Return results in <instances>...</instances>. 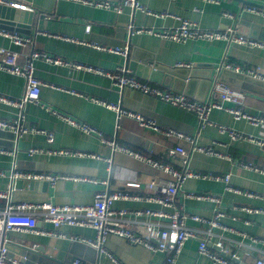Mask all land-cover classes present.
I'll return each instance as SVG.
<instances>
[{
	"label": "crops",
	"instance_id": "1",
	"mask_svg": "<svg viewBox=\"0 0 264 264\" xmlns=\"http://www.w3.org/2000/svg\"><path fill=\"white\" fill-rule=\"evenodd\" d=\"M11 1L24 5L25 8L15 7L31 13L25 15L26 21L22 22L20 30L14 31L30 38L31 42L22 46L16 44L11 37L0 33V46L15 51L21 64L36 50L59 58L62 63L47 61L44 57L35 59V73L43 81L41 103L45 106L29 103L25 108L23 122L26 126H34L52 133L54 140L49 141L45 132L30 131L20 134L14 130L3 129L12 132L14 137L11 139L6 133L0 138V149L8 151L0 152V171L4 172L0 174V191L8 194V197H0V207L7 206L10 200L89 205L94 200L95 192L107 187L110 190L141 195V198L137 199H117L114 202L116 208H152L162 211L178 209L204 217H213L217 209H222L224 216L221 221L224 227H216L214 232L222 236L230 252L240 253L242 264H249L260 257L264 244L254 238L264 239V211L248 212L241 207L264 209V146L257 140L232 139L229 133L222 132L220 127L225 126L227 129L263 138L264 127L255 126L244 118L236 119L231 112L217 108L210 112L213 124L200 127V119L194 112L172 105L152 94L130 87L120 88L113 77L97 71L79 69L73 64L91 66L113 74L119 73V67L126 65L131 74L142 81L165 90L185 92L193 99L208 100L212 81L218 74L222 61L227 59L239 64L259 65L264 69V48L220 39H188L179 42L145 31L137 32L136 29H175L182 19H190L205 29L237 28L239 33L264 42V14L246 9V6L250 5L264 9V0H137L145 8L154 11L152 14L133 9L125 4V0H91L109 1L113 5L121 6V10L96 6L85 0ZM224 11L232 13L233 16H225ZM126 46L129 47L130 54L152 58L154 63L150 65L153 67L160 63L164 67L194 70L193 82H190L184 91L176 90L173 86L175 84L164 86L162 83L143 78L142 69H133L128 62L129 57L101 48ZM178 62L193 65L176 67ZM139 65L143 68L145 63L139 61ZM25 90V77L0 69L2 95L20 99ZM93 98L141 113L154 120L160 128L190 135L195 144L210 147L221 155L194 150L192 141L144 126L137 119L120 114L117 110L94 101ZM224 104L238 107L230 101ZM47 105L57 109L60 114L47 110ZM242 108L252 115H264V96L246 92ZM19 111L16 105L0 101V119L14 120ZM62 115L89 124L95 132H84L66 121ZM103 139L179 168L183 166L181 157L172 155L170 150L181 145L190 153V169L230 173V185L243 192L226 190L224 181L188 177L180 186L175 206L148 199V196H158L159 188L167 186L174 178L152 164L114 147L109 142H104ZM31 149L38 151L30 152ZM67 149L93 153L99 157L58 152ZM107 159H111V165ZM246 164H252L255 168L246 167ZM14 165L22 170L86 176L99 181L58 178L55 182L34 180L37 183L30 185L31 181L24 180L23 186H19L16 182L22 179H12ZM101 179L108 180V184L101 183ZM151 182L155 183L154 188H150ZM184 192L211 193L218 195L220 202L187 197ZM247 192L254 195H248ZM145 218L153 224H163L167 221L162 216H128L131 225L141 229V221ZM187 224L202 231L208 227L207 224L193 219H188ZM39 226L51 229L55 234L13 231L7 235L12 257L23 259L24 264L30 262L19 254L20 250L12 242L40 244L50 237H55L63 240V244L50 246L49 251L61 259H66L68 244L76 242L70 236L92 239L97 236L96 230L90 226L64 224L56 229L52 223L41 217ZM199 242L196 238L188 239L176 264H216L211 259L200 256ZM86 246L100 254V261L96 253L89 254L86 251L84 256L75 258L85 264H118L117 261L121 264H165L166 259L165 252L152 251L116 234L109 235L102 244L104 250L88 244ZM209 246L212 250L219 251L212 242H209Z\"/></svg>",
	"mask_w": 264,
	"mask_h": 264
},
{
	"label": "built area",
	"instance_id": "2",
	"mask_svg": "<svg viewBox=\"0 0 264 264\" xmlns=\"http://www.w3.org/2000/svg\"><path fill=\"white\" fill-rule=\"evenodd\" d=\"M88 3L96 6L115 8L121 10V6L113 5L109 1H91L85 0ZM217 1V0H208ZM0 4L18 6L25 8L24 5H19L11 0H0ZM125 4L131 6L133 9H141L146 13L152 14L151 11L142 6L137 0H125ZM247 10L264 14V9L254 5L246 6ZM164 14V13H163ZM223 14L228 17H232L233 14L224 11ZM132 28V26H131ZM137 32L145 31L150 34L160 36L164 39H171L174 41L184 42L188 39H205V40H227L234 41L240 44L249 46H259L264 48V42L256 40L252 37L239 33L237 28L228 27L227 29H205L200 27L195 21L190 19H182L179 26L175 29H144L138 28ZM0 33L12 38V40L19 45L26 46L31 42V39L19 34L18 32H9L0 28ZM100 47V46H98ZM111 52L122 54L127 56L129 47L123 48H106ZM44 57L47 61L55 63H62V60L55 58L47 53L39 51H32L29 58L23 63H19L18 54L15 51L6 49L0 46V69L7 70L11 73L22 75L26 79V90L24 95L20 99H12L8 96L0 93V101L16 105L20 111L18 116L14 120L0 119V128L14 130L20 134L34 131L47 133L48 140L53 141V134L40 130L37 127L26 126L25 121V108L29 103H35L45 106L41 103V87L43 81L35 73V59ZM192 63L178 62L176 66L179 67H192ZM76 68H83L88 71H97L101 74L113 77L116 85L120 88L130 87L134 90H138L147 94H152L172 105L181 107L187 111L194 112L200 119V127L213 124L210 120V112L217 109H224L231 112L236 119H246L250 123L258 127H264V115H252L248 111L242 108L246 92L232 85L223 82L220 79L221 72L223 70H231L236 73L248 75L250 77L264 81V69L259 65H245L235 62H231L227 59L222 61L218 67V74L212 81V87L210 92V98L208 100H197L190 98L184 92H174L172 90H165L161 87L152 85L148 82L142 81L139 78L133 76L126 65L119 67V73L113 74L102 69H96L91 66H84L82 64H73ZM96 102H101L106 106L117 110L120 114H126L130 117L137 119L142 125L150 127L152 129L163 131L166 135H178L179 137L188 139L193 142V149L198 151H204L209 154L221 155L216 150L208 147H201L194 143L193 138L185 133L173 130L162 129L152 119L146 118L141 113H136L126 109H122L119 105L102 101L98 98H93ZM230 101L238 105V107H229L224 102ZM46 109L56 114H60L57 109H53L47 105ZM62 114V113H61ZM63 118L69 123L78 126L84 132L92 134L95 129L87 123L77 121L69 116L62 115ZM222 132L227 131L232 139H244V140H257L262 146H264V138L258 137L253 134H248L235 129H227L225 126L220 127ZM104 142H109L114 147L120 150L126 151L147 163L159 168L163 172L171 175L174 179L167 185L159 188L158 196H148V199H154L168 206H175L176 197L182 183L188 177H197L204 179H214L224 181L226 183V190L243 192L241 189L230 185V173H213L195 171L188 167L189 151L183 146L179 145L170 150L174 156L181 157L182 167L179 168L171 163H164L146 156L139 152L133 151L127 147L119 145L114 141L103 139ZM38 149H31L30 152H36ZM1 153L8 152L5 149H0ZM59 153L69 154L74 153L77 155H89L93 157H99V155L86 152H75L70 150H59ZM111 165V159H107ZM246 167H254L252 164H246ZM255 168V167H254ZM258 169V167H256ZM0 174H4L0 171ZM58 178L74 179L75 181H92L98 182L99 179L78 176V175H66V174H52L47 172H37L18 169L15 165L12 172V179H22L27 181L34 180H48L55 182ZM101 183L108 184V180L101 179ZM156 185L154 182L150 183V188H154ZM248 195H254L252 192H247ZM184 195L191 198L209 199L215 202H220V197L211 193H198V192H184ZM0 197H8L6 192L0 191ZM127 198H141V195L129 193L121 190H110L107 187L98 189L94 194V200L89 205L82 204H54L51 202H13L10 200L8 205L0 207V264H24L20 259L14 258L9 254L8 234L13 231H26L31 233H37L42 235H53L55 231L39 226L40 217L52 223L56 229L64 224L69 225H83L94 228L97 232L96 238L70 236L74 241H81L88 245L100 248L102 250V244L108 239L109 235L116 234L124 237L129 242L134 244H140L152 251H162L166 253L165 264H176L178 257L180 256L186 241L190 238L199 239L198 251L200 256L211 259L216 264H242L241 255L238 252H230L222 239V236L214 232L216 227H224L221 218L224 216L222 209H217L216 214L213 217H204L196 213H190L185 210L175 209L174 211H162L159 209L145 208L138 210H129L126 208L114 207V202L117 199ZM242 209L252 212L264 211L263 208L242 206ZM131 214L137 216H162L167 219L163 224H153L148 218L141 221L142 229L135 228L131 225L128 216ZM188 219L203 222L208 227L202 231L197 227H191L187 224ZM67 236L66 234H61ZM256 241H260L264 244L263 238H254ZM209 242L216 245L219 251H214L210 248ZM230 253V254H229ZM118 264H121L117 261ZM73 264H82V261L76 260ZM249 264H264V251L260 257L255 259Z\"/></svg>",
	"mask_w": 264,
	"mask_h": 264
},
{
	"label": "water",
	"instance_id": "3",
	"mask_svg": "<svg viewBox=\"0 0 264 264\" xmlns=\"http://www.w3.org/2000/svg\"><path fill=\"white\" fill-rule=\"evenodd\" d=\"M30 14L31 13H29V11H25L21 8L19 9L15 6L0 4V27L12 31L20 30L22 22L26 21L25 15ZM129 54L130 52L128 50L127 57H129L128 62L130 66L135 70L138 67L141 68L143 71V75L141 76L143 78L150 79L157 83H162L164 86L168 87L175 84L173 85L174 88L179 91L186 90L190 82H193L195 71L190 68L178 69L164 67L163 65H160V63H156L153 67L150 65L152 62L154 63L152 58L139 56L136 53ZM139 61L145 63L143 68L139 65ZM209 78H211V75H209ZM220 79L244 92H251L264 96V81L262 80L241 73H236L231 70H223L221 72ZM6 133L10 135L11 139H13L12 137H14V134L12 132H7L0 128V138ZM16 183H18L19 186H23L24 180H18ZM36 183V181H31L30 185H35ZM46 184L47 183L45 182L44 185ZM58 243L63 244V240L60 241L55 237H50L46 242H42L40 244L35 242H32L31 244L20 241L12 242V244L20 250L19 254L26 260H30V262L26 261V264H73L76 260V256H84L86 251L89 254L96 253L100 261V254L95 251V249L87 247L86 244L78 241L68 244L66 259H61L56 256L54 252L49 251L50 246H56ZM10 256L12 255L10 254ZM20 260L22 261L23 259ZM82 264L85 263L83 262Z\"/></svg>",
	"mask_w": 264,
	"mask_h": 264
}]
</instances>
